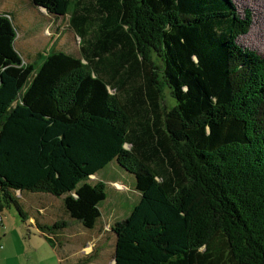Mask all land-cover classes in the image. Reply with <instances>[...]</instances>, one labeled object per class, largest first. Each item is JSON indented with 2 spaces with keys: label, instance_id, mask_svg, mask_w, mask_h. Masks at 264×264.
Masks as SVG:
<instances>
[{
  "label": "trees",
  "instance_id": "1",
  "mask_svg": "<svg viewBox=\"0 0 264 264\" xmlns=\"http://www.w3.org/2000/svg\"><path fill=\"white\" fill-rule=\"evenodd\" d=\"M26 1L68 17L81 56L28 59L0 12V212L18 206L17 192L49 194L92 230L107 195L90 180L117 160L140 201L112 227L114 264H264V57L238 42L250 10ZM37 224L49 236L65 226Z\"/></svg>",
  "mask_w": 264,
  "mask_h": 264
},
{
  "label": "rangeland",
  "instance_id": "2",
  "mask_svg": "<svg viewBox=\"0 0 264 264\" xmlns=\"http://www.w3.org/2000/svg\"><path fill=\"white\" fill-rule=\"evenodd\" d=\"M234 2L242 14L245 10H250L253 18L249 33L238 39L239 44L264 57V0ZM20 8L25 7L20 5ZM27 12L30 18L25 13L24 17L29 19L21 22L19 18L20 23L14 22L18 29L16 31L18 51L30 50L28 46L34 45V52L43 53L45 49L48 52L58 49L81 56L80 38L69 27L68 17L60 19L59 23L48 24L44 30L48 22H44L37 11L30 9ZM21 13L22 11L20 15ZM33 34L37 35L33 42L26 44L32 40ZM175 104L176 101L167 91L163 106L170 109ZM126 148L130 149V146L126 145ZM90 182L93 185L104 183L107 195L106 200L100 204L101 219L92 230L71 219L62 198L43 193L17 192L16 201L23 215L13 203L1 212L3 223L0 226L2 247L0 264H114L116 236L112 232V227L117 221H124L140 201V193L136 190V177L114 160L93 176ZM39 196L42 197L37 200ZM41 206L48 207L46 216L42 219L37 215V210ZM32 217L39 221L38 223L45 221L48 226L57 222L65 226L55 231L59 236H49L38 224H34ZM47 238L55 241V247Z\"/></svg>",
  "mask_w": 264,
  "mask_h": 264
},
{
  "label": "crops",
  "instance_id": "3",
  "mask_svg": "<svg viewBox=\"0 0 264 264\" xmlns=\"http://www.w3.org/2000/svg\"><path fill=\"white\" fill-rule=\"evenodd\" d=\"M0 3H2V6L0 7V12H3V13H9V14H12L13 15V18H14V20L17 22V24H18V22L20 23V21L18 20L19 18H20V20H21V22L25 19V20H27V19H29L30 18V15H29V13L27 12L28 10H32V11H37L38 12V15H41V18H42V20L44 21V22H48L46 25H45V27H44V30H45V28L48 26V24H54V23H59L60 21H58V20H54V21H51V20H49V18H48V14L46 13V12H43L44 10L43 9H41V10H37V9H35V8H33L32 7V5L30 6L29 4H28V2L26 1V0H0ZM20 5H24V7L25 8H20ZM28 9V10H27ZM22 11V13H21V15H20V12ZM24 13L25 14H28L29 15V18H26V17H24ZM23 27V26H22ZM41 30V29H40ZM40 32V31H39ZM25 34H27V33H25ZM33 36V38H32V40H30L29 42H27L26 44H31V42H33V40H34V38H35V36H37V35H35V34H33L32 35ZM43 36V35H42ZM23 37V36H22ZM24 38V37H23ZM33 47H34V45L33 46H31V47H29L28 46V48H30V50H27V51H25V50H23V49H20V52L24 55V56H26L28 59H33L34 58V56L37 54V53H39V52H34V49H33ZM47 46H45V48H46ZM45 48H43V49H45ZM46 50V49H45ZM35 54V55H34ZM16 197L18 198V196L16 195ZM41 197L42 196H39V197H37L36 199L37 200H39V199H41ZM43 199V198H42ZM48 209V207H45V206H41V207H39L38 208V210H37V215H38V217L39 218H44L45 216H46V210ZM3 218V217H2ZM31 220L34 222V224H37V220H35L33 217L31 218ZM39 220V219H38ZM39 222V221H38ZM2 223H3V221L0 223V226L2 225ZM39 224H43V225H46V223H45V221H43V222H41V223H39ZM59 233H57V235H58ZM59 236V235H58ZM0 241H1V239H0ZM2 249V247L0 246V250ZM61 251H62V249H61ZM63 260V259H62Z\"/></svg>",
  "mask_w": 264,
  "mask_h": 264
},
{
  "label": "built area",
  "instance_id": "4",
  "mask_svg": "<svg viewBox=\"0 0 264 264\" xmlns=\"http://www.w3.org/2000/svg\"><path fill=\"white\" fill-rule=\"evenodd\" d=\"M3 221V218H2V215H1V212H0V223Z\"/></svg>",
  "mask_w": 264,
  "mask_h": 264
}]
</instances>
